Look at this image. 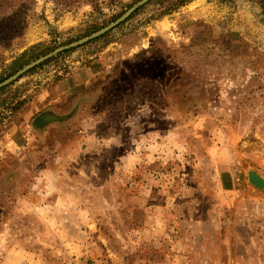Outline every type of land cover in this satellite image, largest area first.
<instances>
[{
  "label": "rangeland",
  "instance_id": "rangeland-1",
  "mask_svg": "<svg viewBox=\"0 0 264 264\" xmlns=\"http://www.w3.org/2000/svg\"><path fill=\"white\" fill-rule=\"evenodd\" d=\"M142 1L0 0V85ZM126 67L159 92L186 73L203 91L186 111L135 82L98 103ZM75 107L68 124L31 127ZM249 173L264 180V6L150 0L0 89V264H264Z\"/></svg>",
  "mask_w": 264,
  "mask_h": 264
},
{
  "label": "trees",
  "instance_id": "trees-1",
  "mask_svg": "<svg viewBox=\"0 0 264 264\" xmlns=\"http://www.w3.org/2000/svg\"><path fill=\"white\" fill-rule=\"evenodd\" d=\"M261 3V9H263L264 6V0H260ZM16 19L21 21L23 20L24 16L16 15L14 16ZM229 45L227 42H225V47L228 48ZM235 49H238V46H232ZM155 56V54H153ZM152 56L150 53H142L141 55L135 57V61H139L142 63H147L148 67L150 66L149 62H152L155 57ZM151 57V58H148ZM153 58V59H152ZM27 64V63H26ZM25 63L17 62L14 65L18 67V69L15 71L17 74L24 68H26ZM123 81H111L107 85H105L102 89L99 90L98 93H101V99L98 101V103H102V99L104 97H111V101H113L116 98H123L119 95V93L115 94L116 88L120 85H129L131 82H135L136 86L134 88V92L138 90L137 96L142 97L151 101H163V95L167 96L168 100L172 103V105L177 108L179 111V107L181 110H185L188 107L195 106L197 102V92L203 91V86L199 90H195V86H197L196 78L191 73H186L183 75H174L169 79H166L169 87L165 91L155 90L152 84H146L142 83L141 81H138V79L131 81V78L137 77V74L131 73L130 68L126 67L125 72L121 76ZM151 80L155 81L153 77H150ZM115 94V95H114ZM104 100V99H103ZM120 103L122 104L123 101L121 99H118ZM107 109L112 113L111 109L107 107ZM122 109V106L120 107ZM113 114V113H112ZM78 115V108H73L68 113L57 115V113L51 108L39 113L36 115L31 123V127L34 130L36 134H43L45 130H47L49 127H52L54 125H64L68 124L71 120H73ZM106 117L109 122H115L116 117H113L111 120L106 115Z\"/></svg>",
  "mask_w": 264,
  "mask_h": 264
},
{
  "label": "water",
  "instance_id": "water-1",
  "mask_svg": "<svg viewBox=\"0 0 264 264\" xmlns=\"http://www.w3.org/2000/svg\"><path fill=\"white\" fill-rule=\"evenodd\" d=\"M148 1L150 0H143L140 4H138L136 7H134L131 11H129L122 19H120L119 21H117L115 24L111 25L110 27L102 30L101 32L75 44V45H72V46H69V47H66V48H63L61 50H58L56 52H54L53 54L49 55V56H46L38 61H36L35 63L27 66L26 68H24L23 70H21L20 72H18L16 75H14L13 77H11L9 80L5 81L4 83H2L0 85V89L5 87L6 85L10 84L11 82H13L14 80H16L17 78H19L21 75H23L24 73H26L27 71L33 69L34 67H36L37 65L43 63L44 61H46L47 59L51 58L53 55L61 52V51H64V50H67V49H71V48H74V47H77L79 45H82L84 43H87L91 40H94L96 38H99L101 37L102 35L106 34L108 31L112 30L114 27L118 26L121 22H123L127 17H129L135 10H137L140 6H143L144 4H146ZM248 181L249 183L255 187L256 189H259V190H263L264 191V180L262 178H260L258 175L254 174V173H249L248 174Z\"/></svg>",
  "mask_w": 264,
  "mask_h": 264
}]
</instances>
